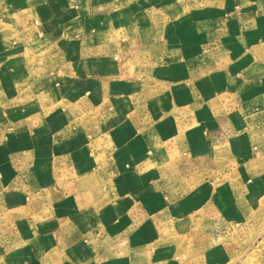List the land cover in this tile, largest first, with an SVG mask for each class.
Segmentation results:
<instances>
[{
    "label": "crops",
    "instance_id": "1",
    "mask_svg": "<svg viewBox=\"0 0 264 264\" xmlns=\"http://www.w3.org/2000/svg\"><path fill=\"white\" fill-rule=\"evenodd\" d=\"M262 243L264 0H0V264Z\"/></svg>",
    "mask_w": 264,
    "mask_h": 264
},
{
    "label": "rangeland",
    "instance_id": "2",
    "mask_svg": "<svg viewBox=\"0 0 264 264\" xmlns=\"http://www.w3.org/2000/svg\"><path fill=\"white\" fill-rule=\"evenodd\" d=\"M247 247H243L242 249H246ZM250 250H254L255 252H258V253H264V244H260V245H255L254 248L250 247L249 248ZM204 251V247L202 246H198L197 247V250L195 252L196 255H200L202 254V252ZM196 264H201V263H196Z\"/></svg>",
    "mask_w": 264,
    "mask_h": 264
}]
</instances>
